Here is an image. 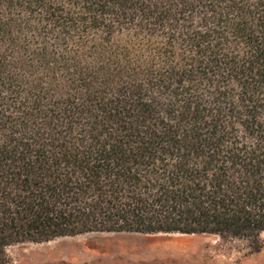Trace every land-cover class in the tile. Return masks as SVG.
Returning a JSON list of instances; mask_svg holds the SVG:
<instances>
[{
  "label": "trees",
  "instance_id": "16d2710c",
  "mask_svg": "<svg viewBox=\"0 0 264 264\" xmlns=\"http://www.w3.org/2000/svg\"><path fill=\"white\" fill-rule=\"evenodd\" d=\"M264 233V0H0V264L87 234Z\"/></svg>",
  "mask_w": 264,
  "mask_h": 264
},
{
  "label": "rangeland",
  "instance_id": "374dc122",
  "mask_svg": "<svg viewBox=\"0 0 264 264\" xmlns=\"http://www.w3.org/2000/svg\"><path fill=\"white\" fill-rule=\"evenodd\" d=\"M244 239L211 235L87 234L7 249L10 264H264ZM61 241V242H60Z\"/></svg>",
  "mask_w": 264,
  "mask_h": 264
},
{
  "label": "bare ground",
  "instance_id": "6f19581e",
  "mask_svg": "<svg viewBox=\"0 0 264 264\" xmlns=\"http://www.w3.org/2000/svg\"><path fill=\"white\" fill-rule=\"evenodd\" d=\"M61 242V241H60Z\"/></svg>",
  "mask_w": 264,
  "mask_h": 264
}]
</instances>
